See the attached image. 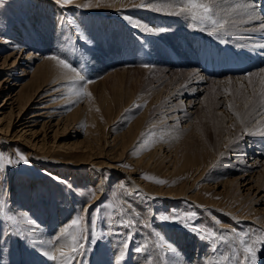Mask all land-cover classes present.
<instances>
[{
    "label": "rangeland",
    "instance_id": "obj_1",
    "mask_svg": "<svg viewBox=\"0 0 264 264\" xmlns=\"http://www.w3.org/2000/svg\"><path fill=\"white\" fill-rule=\"evenodd\" d=\"M94 5V0H71V3L63 8L55 4L53 0H0V40H7L12 32L21 27L25 35L24 40L20 42H27V50L31 48L32 51H38L40 56L52 57L56 55L65 59L76 69L77 77L74 81L79 82V84L82 83L79 85L82 86L81 93H90V95L80 94L79 98L70 96L69 99L66 97L68 94L64 92V89L61 90V88H65L63 87L65 84L61 87H55L57 84L49 82L42 87L40 95L34 94L32 101L26 104L25 109L28 107L27 118H22L16 122L15 118H17L19 106L17 100H14L15 93L19 91L23 83H25L22 87L23 91H29L33 88L28 85L32 76L31 68L37 65L40 57L34 58L30 63L25 57L26 49L20 50L18 47L12 49V44L6 45V42L1 44L3 48H0V153L13 161L19 155H23L29 161L28 164L23 163V161L8 164L7 161H4L3 170L0 171V186L6 189V204L13 213H17L19 212L18 208L25 206L26 203L35 204L34 201L33 203L30 202L27 197L34 192L33 187L39 189L37 193H41L38 198L42 209L33 214L32 217L35 219H32L39 224L37 227H44L47 230V236L50 238L55 235L60 221L66 220L64 224H68L87 203V210L81 213L83 217L81 227L85 229L83 232V249L73 264H104L107 261L112 264H116L117 261H120L121 264H134L138 258L144 259L142 263L147 264L154 253L152 250L154 243L157 244L159 252L165 256L164 264H186L183 256L185 253L175 238L173 239L175 232L187 236L197 234L200 241L209 243L211 247L210 260L206 258L205 264H239L244 253L236 233L245 234L242 238L250 243L264 236V224L253 219L249 222L240 217L232 218L227 209L230 207L236 210L245 201L250 203L246 188L255 181L248 184L247 182L241 183L238 185V189L235 184L231 185L232 192L239 190L241 192L236 194L238 198L230 197L228 193H224L222 184L213 181L216 177V180L226 178L225 174L219 178L218 174L222 170L219 171L221 168L217 159L211 164H214L213 166L208 165L210 167H207L206 172L204 171L199 178L196 177V164L186 162L181 156L175 157L177 144L173 145V143L177 142L180 137H183L184 141L188 140L186 134L181 132L184 129L183 119L180 117L179 123L175 125L174 120L165 122L164 119H159L162 117L156 109L144 111L148 102L146 98L152 95L153 88L156 87V82L152 78L159 70L155 68L149 71L130 70L125 73L126 80L120 85L109 78L103 87V93L99 91L100 88L98 89L97 86L90 85L88 90L85 88L88 82L85 83L78 77L84 76L86 81L98 80L95 73V66H98L96 61L98 56L103 58L102 60L108 65L118 62L106 52H101L100 44L110 40L114 30L128 28L133 31L132 27L134 28L135 25L132 23V18L134 21L138 16L139 19L137 20L144 21V18L136 12L138 8L135 10L127 8L122 13H114L104 10L102 12L99 10L100 8ZM99 5L107 6L108 4ZM147 8L145 6L139 10ZM61 13L63 14L62 18L60 17ZM56 18L62 21L58 25L57 29L59 30L56 29ZM64 21H71V23ZM186 25L196 32H201L203 36H207L208 30H210L204 26L205 24L198 22H191ZM164 29L166 28L163 26H157L158 33H163ZM77 30L86 36L91 43L82 40ZM195 33L193 36L201 35V33ZM32 35L37 42L30 38ZM59 36L61 37L59 38ZM42 38L47 39L46 41L50 40L48 46L45 47ZM172 39V37L166 39V43L163 45L165 47L170 45V48L172 45L175 48L174 50L171 48L172 50L167 53L168 56L172 54L169 58L176 61L179 57L175 56V50L179 52L180 50L176 46L177 39ZM52 41L55 42V44L52 43L54 48L50 47ZM224 44L226 42L221 43L222 46ZM138 46H140L139 50L144 51V55L136 56L139 62L136 61L137 58L135 57L134 63H126V66H140V60L144 56L149 57L148 59L145 58L144 64L154 65L157 62V57L155 59L152 55L149 42L146 43V46L143 44ZM166 49L168 51V48ZM10 51H13L12 55L4 62V55ZM65 51L66 54H64ZM183 51L185 52V49ZM71 54L76 56L77 62L72 59L74 57ZM15 57L18 58L17 62L9 73L8 69L12 66L11 62ZM161 59L164 60L163 57ZM28 64L31 65L28 67ZM116 65L108 69V73L119 67H124L125 64L116 63ZM176 66L178 65L176 64ZM103 69L107 68L104 67ZM25 72L27 74H24ZM212 84L209 85L210 88L202 91L200 96L207 97H204L205 105L207 101L205 108L212 116L210 120L216 122L218 120V103L216 101L219 96L216 95L218 90L215 91L216 89ZM239 92L235 93L236 98L241 96ZM9 96L14 97L10 98ZM182 99L185 102V97ZM236 101L239 102L238 99ZM11 103L13 104L12 108H10ZM138 105L140 107H137ZM51 109H54L55 113L48 115L47 111H51ZM199 110L196 109V112L199 113ZM196 112L191 113L190 121L197 117L195 116ZM9 121L10 126L5 129V124ZM43 124L45 126H42ZM176 131L181 132V136L177 135L179 133ZM6 137L7 139H5ZM176 137L179 138L176 139ZM181 138L179 143L183 140ZM153 150L155 151V159L152 158L148 162L147 158ZM86 153H90L92 156V159H89L90 162L81 161ZM44 154H48L47 156L54 158V160L43 159ZM162 157L165 158L162 159ZM229 158L231 161L236 160L233 155ZM250 158L251 156H246V163L250 162ZM56 160L61 163L59 165L54 164L57 162ZM257 160L264 161V156H260ZM91 163L99 166V169L94 168ZM115 164L123 169L133 170L137 178L145 180L143 182L147 184L151 194L131 188L124 176L116 181L117 178H115V173L112 170ZM228 164H224V167H227ZM240 168H242V164H239L236 170L231 171L232 169H230V174L233 177L239 175L238 170ZM91 173H93L92 178ZM262 180L264 181V178ZM156 181H164V183H157ZM182 189L187 191L186 194H191V198L175 199L167 195L170 190L179 191ZM137 190L139 191L137 192ZM99 191L101 193L96 199ZM243 192L244 194H242ZM92 193L95 194L92 195ZM94 199L96 201L91 203ZM45 200L49 201L50 209L54 212L55 217L51 219L53 220L52 223L48 217H42L41 211L44 210ZM125 202L127 203L124 210L128 214L125 219L131 217L135 220V226L132 228H125L116 223L121 219L119 212H114L112 216H109L104 209V204H115L117 207H121L125 205ZM98 206L100 210L93 211ZM254 208H257V212H264L262 210L264 203L254 205ZM174 210L177 215L187 216L195 213V219L191 221V224L205 228L208 232H216L218 236L223 234L227 239L224 241L219 239L213 241L211 238L205 240L200 238L199 233L191 231L189 227L172 220L158 219L159 216L173 215ZM59 213L62 215V219L58 218ZM252 216L256 219L264 218L258 213H252ZM2 219L0 217V220ZM17 219L16 227L24 232L30 230L29 219L27 220L26 216L21 215ZM75 234L78 237L81 235L79 231H76ZM97 234L101 236V239H98L95 244H89V240ZM125 242L128 246L122 249ZM137 245H146V251L136 252L135 247ZM3 247L6 251L3 253L4 264H56L55 261L26 249L21 241L12 236L5 237ZM212 248H218V251L214 253ZM258 248L260 250L258 251L257 264H264V245H258ZM222 253L226 254L229 259L225 260L224 255H221ZM121 255H123V259H121Z\"/></svg>",
    "mask_w": 264,
    "mask_h": 264
},
{
    "label": "bare ground",
    "instance_id": "obj_2",
    "mask_svg": "<svg viewBox=\"0 0 264 264\" xmlns=\"http://www.w3.org/2000/svg\"><path fill=\"white\" fill-rule=\"evenodd\" d=\"M142 3L145 5H149V0H94V4H95L94 6L100 8L99 10L102 12L104 10L106 12L122 13L125 10H127V8H133L132 10L138 8L136 9V12L139 14V16L144 18V19L142 18L144 21L142 22L141 19H140L141 21L137 20L139 19L137 18L138 16L136 17V19H134V21L132 18V23L135 25L134 28L132 27L133 31H130L128 28L114 30L111 33L110 40L100 44L101 52H106V54L110 55L112 59H115L118 62H115V64L112 65H108V63L102 60L103 58L98 56L96 58L98 66H95V70H96L95 73H96V77L98 76V80L88 81V83L85 85V88L88 90L90 85L97 86L98 89L100 88L99 91L103 93L102 92L103 87L106 85V81H108L107 79L109 78H111L114 82H116V84L120 85L123 84L124 80H126V78L124 77L125 73H127L130 70L139 69V70L149 71L150 69H154V68L156 70H159V72L154 75V78H152V80L156 82L155 84L156 87L153 88L154 90L152 92V95L149 98L145 97L148 102L144 111L147 112L152 108L156 109V111H158V114L162 117L159 119L162 120L164 119L165 122H168L169 120H174L175 125L179 123L178 121L180 117L181 119H183L184 129L181 132L182 134L184 133L186 134V138H188V140L186 138L185 139L188 142L186 140L184 141L183 137L182 138L180 137L181 140L182 139L183 140L181 143H179L180 138L176 137V139L178 138L179 139L178 141L176 140L177 142L173 141L174 142L173 145L177 144L176 145L177 147L170 145L171 147L177 148L176 149L177 155H175V157L178 158L179 156H181L182 159H184L186 162L196 164V168H197L196 177L198 176L199 178L203 175L207 167L213 166L214 164L213 165L211 164L214 161L216 162L218 160L219 162L218 164H220L219 167L221 168L219 171L222 170L221 171L222 173L220 172L218 174L219 178L223 177L224 174L226 178L224 180L223 179L216 180L217 177L215 176L216 178H214L213 181H215V183L217 184L218 183L222 184L225 190L224 193H228L230 197L238 198L236 194H240L241 192L240 190L238 192L235 191L232 192L231 185L235 184L238 189L239 188L238 185L241 183L245 184V182H247L248 184L249 182L255 181L252 185H248L246 188L247 191L246 193H248L247 195L248 200H250L251 202L249 203L245 201L240 207L236 208V210L231 209L229 207L227 211L232 218L240 217L241 219L249 222L252 221L251 219H253L256 222H259L260 224L261 223L264 224V220H263L264 218L261 217L260 219H256L253 218L252 216V213H258L264 217V212H257L256 211L257 208H254V205H259L264 203V181L262 180V178H264V161L261 162V160H257L260 156H264V99H262L260 95L262 88H264V83H262L264 82V68L251 71L247 75L223 76L214 79L207 78L206 76L202 75L203 73L202 71L199 70L198 67H193L184 64L185 57L183 51V49H185L186 51L192 40L201 41L210 38L214 39L217 43L220 44L226 42V44H224L223 46L226 49L232 47L231 45L235 47L253 46L252 38L260 30L255 29L252 25H247L239 22V15L241 14L233 13L231 11V6H230L231 0H226V3L219 8L215 18L218 20L230 19L231 17L236 16L237 23L235 24V26L228 25L226 26V29L223 32L219 34H212V29H211L212 25L205 24L204 26L207 29L210 28V30H208L209 33H207L208 35L205 37H203V34L201 32H196L195 30H192L188 25H186L187 23L190 24L191 21L184 19L183 16L171 14L177 11L178 8L176 5L167 2V0H156V2L152 3L150 6H147L148 7L147 9L139 10V8H141L140 5ZM99 4H108V5L100 6ZM57 20H56V24H57ZM157 26H163L166 29H164L163 33H158ZM57 28H58V24L56 29ZM145 28L152 29L153 31L150 32L145 31ZM245 28H249L251 30L245 31ZM195 32L201 33V35L198 34L193 36ZM40 34H42V32H40ZM24 35L25 34L21 29V27H18L17 31L12 32L9 38L7 37V40L5 41H2L3 39L0 40V48H3L1 44L3 42H6V45L12 44L11 45L12 49H14L15 46H18L20 50L21 49L25 50L27 48L26 46L27 42H20L21 40L22 41L24 40L23 39ZM57 35L59 34L57 33ZM42 37L45 36L42 35ZM60 37L61 36H59V38ZM171 37L173 39H177L176 46L179 47L180 50V52L175 50L176 53L175 56L177 55V57H179L176 61L169 58L170 55L172 56V54L168 56V53L172 49L174 50L175 48H173L172 45H171L172 49L170 48V45L167 47L163 45L166 43L165 42L166 39H170ZM30 38L36 40L34 39L35 37L33 35L30 36ZM46 40L44 39L42 40L45 44V47L48 46V43L50 41V40L49 41ZM53 42L54 41H52L51 44ZM147 42H149V45L151 46L152 55H154L155 59L157 57L156 59L157 62L154 65L151 64L149 65V63L144 64L143 62L145 61V58L147 59L149 58L144 56L142 59L140 58L141 59L140 66L138 65H136L135 67L126 66L127 65L126 63L129 64H131V62L134 63L136 56H139L140 54L141 56L142 54L144 55V51L139 50L140 46L138 45L143 44L146 46ZM169 44H171L170 41ZM50 47L54 48L53 44ZM64 48L66 47L64 46ZM166 48H168V51ZM12 53L13 51L6 53L4 55L3 61L6 62L7 58L11 56ZM64 54H66V51ZM25 57L28 59L29 62L32 61L34 58L40 57V61L37 63L36 66L31 68L32 76L29 80L28 85H31L33 88H31L29 91H23L22 87L25 84L23 83L21 84L19 91L15 93L14 100H17L16 102L17 105L19 106V112L16 116L17 118H15L16 122L22 120V118L23 119L27 118L28 107L27 109H25L26 104L29 103V101H32L31 99L33 95L34 94L38 95L42 87H44V85H46L49 82L50 83L54 82L55 84H57V86L55 87H61L63 86V84H65V86H63L65 88H61V90L64 89V92L68 94L66 97L69 98L70 96L71 97L74 96L75 98H79L78 96H80L82 91V86L80 87L79 85H81L82 83L79 84V82L76 81L77 82L76 83L74 81V79L77 77V74L75 72L63 68L59 64L58 60L51 59L50 58L51 56H40V53H38V51L37 52L32 51L31 48L27 50ZM72 57H74L72 59L77 62L76 56L74 55ZM162 57L164 58V60L161 59ZM17 59L18 58L15 57L12 60L11 62L12 66L8 69L9 73L11 72L14 64L17 62ZM138 60L139 59L137 58L136 61L139 62ZM176 62H179L178 66H176ZM116 63H122L125 65H123L124 67H119L118 69L115 70L113 69L114 71L108 73L107 70L110 69L111 67L117 66ZM30 65L31 64H28L27 66L29 67ZM144 65H148V66L145 67ZM104 67L107 69H103ZM23 70L26 71L25 69ZM104 72H106V74H104ZM24 74H27V72H25ZM249 80L251 81V83L249 82ZM211 83H213L212 85L216 89L215 91L218 90L217 91L218 94L216 95L219 96V99L216 101L218 103V108H217L218 120L216 122L210 120L212 116L208 113V111L205 108V106L207 105V101L205 105L204 97L205 98L207 97L200 96L202 91L210 88L209 85ZM237 91H240L239 93L241 96L236 98L235 93ZM9 97L12 98L14 96H9ZM184 97H185V102L182 99ZM237 99L239 100V102L236 101ZM12 103L10 104V108L13 107ZM229 105H232V108H229ZM196 109H200L199 110L200 112L199 113L196 112ZM47 112L49 113L48 115H53L55 113L54 109H51V111H47ZM193 112L197 113L195 115L197 117L195 119L193 118V120L190 121L191 120L190 115ZM237 113L239 114V118L236 115ZM9 126H10V121L7 124H5L4 128L7 129ZM42 126L45 125L43 124ZM176 132L179 133L178 131ZM180 133L177 135L181 136ZM174 134L176 133L174 132ZM5 139H7V137ZM173 151H175V149ZM154 153L155 151L153 150L149 154V157L147 158L148 162L152 158L155 159ZM47 155L44 154L42 158L54 160V158L49 157ZM232 155L236 157V160L231 161L229 157H231ZM246 156L249 157L251 156L249 163H246L247 161H245ZM163 158L165 157H162V159ZM89 159L91 160L92 156L90 153H86L81 161L90 162ZM60 163L61 162L58 160L54 164L59 165ZM226 163L229 164L227 167H224V164ZM91 164L94 166V168L99 169V166H96L94 163ZM230 164L232 165L229 167ZM239 164H242V168L238 170L239 175L233 177L230 174V169H232L231 171H233L234 169L236 170ZM112 168H113L112 170L115 173L114 176L115 178H117L116 181H119V178L124 176L125 179L129 182L131 188L139 189L142 190L143 192H147L151 194V191L149 190L147 184L143 182L145 180L137 178L133 170L123 169L117 164L113 165ZM92 177H93V173H91V178ZM103 177L104 176H102V179H104ZM33 189L34 192L30 193L27 199H29L30 202L32 203L34 201L35 204L29 205V203H26L25 206L18 208L19 213L24 214L22 216H26L27 220L29 219L31 221H35L33 220L35 219V217H32L33 214L38 213L37 211L39 209L40 210L42 209L39 205V198H38L41 195V193H37L39 189H36V187L35 188L33 187ZM173 190H170L167 193V195H169L171 198H175V199L176 198L179 199L181 197L191 198L190 197L191 194H186L187 191H184L185 189L179 191L177 190L173 191ZM100 193L101 192L99 191V194L96 196V199L98 198ZM154 194H159V193H154ZM242 194H244V192ZM96 199H94L91 203L95 202ZM48 202H49L48 200L44 201L43 207L45 211L43 210L41 212L43 214L42 217L44 218L48 217L50 219V223H52L53 220L51 219L55 216H54V212L51 211ZM262 210H264V208ZM58 216L59 219H62V215L60 213ZM65 221L59 222L58 224L59 228L57 227V230L55 231V235L58 234V229H60L62 226H65L66 224V223L64 224ZM38 225L39 224L36 223V221H35V226L28 223L30 230L32 229V231H34L36 235L41 239L47 240L48 239L46 232L47 230L44 227H42L43 229L37 227ZM173 234H174L173 239L175 238V241L179 243L181 249L185 253V255L183 256H184V261H186V264H190V263L205 264L206 258L210 260L209 253L211 247L209 246V243H204L202 242L203 240L200 241L197 234H191L190 236L178 232H175ZM60 243H62V241H58L57 245H59ZM156 245L157 244L154 243V247H152L154 253L152 254L151 259L148 261L147 264H164L166 261L165 256L159 252L158 247ZM142 261H144V259L138 258L136 262L134 261L135 262L134 264H143ZM104 264H112V263L111 262L108 263L107 261ZM116 264H121V263L120 261H117Z\"/></svg>",
    "mask_w": 264,
    "mask_h": 264
},
{
    "label": "snow or ice",
    "instance_id": "obj_3",
    "mask_svg": "<svg viewBox=\"0 0 264 264\" xmlns=\"http://www.w3.org/2000/svg\"><path fill=\"white\" fill-rule=\"evenodd\" d=\"M55 4L59 7L63 8L64 6L71 3V0H53ZM156 2V0H149V5L141 4V7L150 6L152 3ZM167 2L174 4L177 6L178 10L171 13L173 15L183 16L184 19L189 20L191 22H198L201 24H211L212 25V34H219L226 29V26L233 25L237 23V17L233 16L230 19H216L215 16L218 13V10L221 6L226 3V0H167ZM262 0H231V11L233 13H239V22L247 25H252L255 29L260 31H264V8L261 7ZM86 7L88 5H85ZM63 14L61 13V18ZM66 23H71V21H64ZM61 20H57V24L59 25ZM251 29L245 28V31H249ZM145 31H153L152 29L145 28ZM159 31V30H157ZM80 38L82 40L91 43V41L87 40V37L82 33H79ZM18 47V46H15ZM253 47H258L264 52V43L257 44L253 42ZM51 59L58 60L59 64L70 71L75 72L76 69L72 67V65L66 62L65 59L60 58L58 56H52ZM147 67L148 65H144ZM79 80L87 83L84 76H79ZM248 78V77H246ZM251 83V81L249 80ZM264 83V82H262ZM90 95V93H81V95ZM261 98L264 99V88L260 93ZM137 107H140L139 105ZM229 108H232V105H229ZM239 118V114H236ZM142 143V142H141ZM4 161H7L8 164L19 163L23 161V163L28 164L29 161L23 155H19L15 161L9 159L0 153V171L3 170ZM59 179V178H57ZM157 183H164V181H156ZM139 190H137L138 192ZM5 193L6 189L0 186V217L3 219L0 220V264H4L3 253L5 248L3 247V242L5 241V237L12 236L15 239L21 241L25 248L35 252L37 255L45 257L51 261H55L56 264H73V261L81 255L83 249V232L84 228L81 227L83 223V217L81 215L82 212L87 210V203L84 208L80 210L71 221L58 229V234L53 237L48 238L47 240L41 239L36 235V233L32 230L27 232L21 231L16 225L18 224V216L24 215L22 213H13L5 202ZM95 193H92L94 195ZM131 195V193H129ZM103 203V202H102ZM125 205L121 207H117L115 204H104L105 212L112 216L114 212H119L121 219L116 221L119 225L125 228H132L135 226V220L131 217L125 219L128 215L127 211L124 210ZM99 206L93 211H99ZM158 219L161 220H172L174 222L180 223L183 226L189 227L191 231L199 233L200 238L209 239L211 238L213 241L219 239L224 241L227 237L223 234L217 235L216 232H208L207 229L191 224V221L195 219V213H191L190 215L183 214H175V210L173 211V215L171 216H159ZM29 224L35 226V221H28ZM91 227V224H89ZM79 231L81 235L78 237L75 232ZM235 231V230H231ZM245 234L236 233V237L239 240V244L243 246V257L239 261V264H257L258 261V245H264V236H261L259 239L253 240L250 243L246 242L242 237ZM98 239H101L99 234L94 235L91 240H89V244H95ZM58 241H62L59 245H57ZM127 243L125 242L122 245V249L127 248ZM146 245H137L135 247L136 252L146 251ZM212 251L215 253L218 251V248H212ZM229 251H232L229 249ZM235 254V253H233ZM224 255V259L228 260L229 257L226 254ZM121 259H123V255H121ZM147 259V257H145Z\"/></svg>",
    "mask_w": 264,
    "mask_h": 264
}]
</instances>
